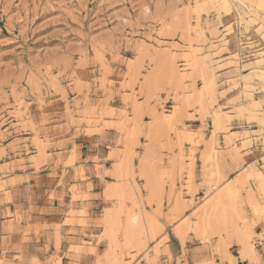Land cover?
Wrapping results in <instances>:
<instances>
[{"label": "rangeland", "instance_id": "rangeland-1", "mask_svg": "<svg viewBox=\"0 0 264 264\" xmlns=\"http://www.w3.org/2000/svg\"><path fill=\"white\" fill-rule=\"evenodd\" d=\"M227 1L228 11L217 0H0V264H23L21 251H42L29 264H107L106 250L100 255L111 207L121 225L129 215L143 225V247L125 249L117 231V251L132 262L147 264L151 244L169 264H233L235 257L257 264L241 255L231 232L204 238L194 229L205 201L228 183L238 198L225 208L240 212L239 226H251L256 250L264 245L256 178L264 173V4L243 1L257 13L251 21L245 4ZM177 111L169 127L165 114ZM209 146L218 159L210 151L204 162ZM143 160L151 177L160 176L151 178L159 180L151 181L154 191L162 187L158 195L139 175ZM53 202L69 207L62 220L25 216L26 207ZM167 245L183 262L171 260Z\"/></svg>", "mask_w": 264, "mask_h": 264}, {"label": "bare ground", "instance_id": "bare-ground-1", "mask_svg": "<svg viewBox=\"0 0 264 264\" xmlns=\"http://www.w3.org/2000/svg\"><path fill=\"white\" fill-rule=\"evenodd\" d=\"M218 1V3H220L219 4V6L221 7V8H223L224 10H226V11H228L229 10V8H230V6H231V4L227 1V0H217ZM220 1V2H219ZM237 1H239V3L241 4L242 3V6H243V4H245L243 1L244 0H237ZM251 3H254V2H256V5H257V7L258 8H260L263 4H264V0H249ZM216 2V1H215ZM196 6V5H195ZM244 6H246V4L244 5ZM200 8H201V6H200ZM218 9H220L219 7H218ZM253 9V6H252V4H251V6H246V12L247 13H249L250 14V16H249V18L251 19V21H255V20H257L258 18L256 17V15H257V13H256V11L255 10H252ZM222 10V9H221ZM195 11V10H194ZM225 11V12H226ZM200 17V16H199ZM264 22V21H263ZM263 22L260 24L262 27H263ZM256 23V22H255ZM232 24H233V22H232ZM235 24V23H234ZM260 25H259V27H260ZM186 26V25H185ZM203 26V25H202ZM231 27V26H230ZM229 27V28H230ZM225 28V27H224ZM157 40V39H156ZM159 42V41H158ZM176 45V44H175ZM173 46V45H172ZM190 47H192V46H190ZM210 55V54H209ZM235 55V54H234ZM233 55V56H234ZM231 58V57H230ZM172 59V58H171ZM261 59H262V61H264V59H263V56L261 57ZM191 61H192V59H191ZM195 61H196V59H195ZM217 61H218V59H217ZM219 61H220V59H219ZM170 62L171 61H169V65H170ZM197 63V62H196ZM229 63V62H228ZM172 65H173V62L171 63ZM174 64H175V62H174ZM199 64V63H198ZM196 65V64H195ZM197 66V65H196ZM167 73L169 72V69L167 68ZM170 71H172V75H171V77H175V75H176V77H177V79L175 80V78H174V80L175 81H178V82H176V83H178V85H179V83H180V81H181V85L183 84L182 83V81H183V79L185 78V76L184 75H182V74H178V70H177V67H175V66H172L171 67V70ZM170 73L171 72H169V75H170ZM156 74V73H155ZM150 75V74H149ZM215 75V74H214ZM154 76H156V75H154ZM209 76V75H208ZM259 76L263 79V81H264V70H262V69H260V72H259ZM213 77V76H212ZM213 80V79H212ZM210 83H213L212 81H211V79H210V81H209ZM183 86V85H182ZM179 87V86H178ZM182 88V87H181ZM182 89H184V87L182 88ZM184 92V91H183ZM255 94V93H254ZM187 95V94H186ZM251 96L253 97V94H251ZM64 97V96H63ZM188 97V96H187ZM18 98V97H17ZM254 98V97H253ZM65 99V98H64ZM184 99V98H183ZM251 99V98H250ZM249 99V100H250ZM187 100V99H186ZM197 100V99H196ZM195 100V101H196ZM253 100V99H252ZM181 101H182V98H181ZM255 101V100H254ZM262 101V100H261ZM250 102V101H249ZM257 102V101H256ZM15 103V102H14ZM174 103V102H173ZM184 103H186V102H184ZM183 103V104H184ZM181 104V103H180ZM264 104V103H263ZM25 106V105H24ZM175 106V105H174ZM189 106V105H188ZM40 107V106H39ZM253 107V106H252ZM37 108V107H36ZM68 108V107H67ZM135 108V107H134ZM178 109V108H177ZM39 110V109H38ZM174 110V109H173ZM178 111H181V110H178ZM177 111V112H178ZM135 114V113H134ZM182 114V112H178L177 114H175L174 116L171 114V113H168V114H165V117L164 118H166V119H164L165 120V122L166 121H169L170 123V126L169 127H171L172 125H174V121H172L173 122V124L171 123V121L170 120H172V119H178V117H179V115H181ZM220 114V113H219ZM23 115V114H22ZM214 115V114H213ZM216 116H217V114H215ZM259 115V114H258ZM215 116V117H216ZM26 117V116H25ZM159 117H161V116H159ZM159 117L157 116V118H158V120H159ZM220 117H221V115H220ZM180 118V117H179ZM217 118V117H216ZM255 118V117H254ZM258 118V117H257ZM221 119H223L222 117H221ZM226 119V118H225ZM260 119V118H259ZM262 119H264V118H262ZM262 119H260V120H262ZM217 120V119H216ZM227 120V119H226ZM26 121V120H25ZM259 121V120H258ZM163 122V120L161 121V122H158V123H162ZM165 122H163V123H165ZM225 122V121H224ZM167 123V122H166ZM165 123V124H166ZM172 124V125H171ZM262 124V123H261ZM163 125V127L165 126L164 124H162ZM119 126V125H118ZM158 125H156V127H157ZM166 126L168 127V125L166 124ZM165 126V127H166ZM218 127V126H217ZM225 127V126H224ZM223 127V128H224ZM160 128V127H159ZM151 129V128H150ZM149 129V130H150ZM154 129V128H153ZM228 130V129H227ZM130 131V130H129ZM140 131V130H139ZM120 132V131H119ZM150 132V133H149ZM148 133L151 135V133H152V131H149ZM182 132H183V134H184V136H186V138L188 139V141H189V139L191 138V135H190V132L188 131V130H182ZM181 132V133H182ZM128 134V133H127ZM153 134H156V133H153ZM153 134H152V136H153ZM129 135H130V133H129ZM133 135V134H132ZM36 136V135H35ZM134 136V135H133ZM149 135L147 134V136H146V138L148 137ZM135 137V136H134ZM133 137V138H134ZM156 137V136H155ZM181 137V136H180ZM193 137V136H192ZM125 138V137H124ZM123 138V139H124ZM130 138V137H129ZM119 139V138H118ZM127 139H128V137H127ZM154 139V138H153ZM35 140V139H34ZM129 140V139H128ZM131 140V139H130ZM135 140V139H134ZM155 140V139H154ZM38 141V140H37ZM132 141V140H131ZM127 142V141H126ZM135 142V141H134ZM149 142H151V140H149ZM38 143V142H37ZM39 143H41V142H39ZM126 144V143H125ZM124 144V145H125ZM37 145V144H36ZM150 145V144H149ZM39 146H41V145H39ZM9 147V146H8ZM131 147V146H130ZM125 148H127V146L125 147ZM209 148H210V146H209ZM208 148V149H209ZM129 149V148H128ZM147 149H152V148H147ZM211 149V150H210ZM208 151L206 150V152H204L203 153V159H204V162H206V159L209 157V155L211 154L210 153V151L211 152H213L214 153V157L215 158H217V154H216V152L217 151H214L213 150V147L212 148H210ZM42 150V149H41ZM45 150V149H44ZM127 151V150H126ZM146 151H148V152H146ZM149 151H150V153L151 152H153L152 150H146L145 149V153H148V157L149 156H151V155H153L152 153L150 154L149 153ZM30 152V151H29ZM43 152V151H42ZM125 152V151H124ZM127 152H130V151H127ZM154 153V152H153ZM210 153V154H209ZM212 153V154H213ZM128 154V153H127ZM150 154V155H149ZM124 155H126V153L124 154ZM131 155V154H130ZM146 155L147 154H144L143 156H145V158H146ZM127 157H129V155H126ZM213 156V155H212ZM72 157V156H71ZM71 157H69V158H71ZM152 158H153V156H151ZM71 159H73V158H71ZM218 159V158H217ZM209 160V159H208ZM264 161V160H263ZM130 164H132V163H130ZM141 165H140V173H139V175H141V177L142 176H144V179L146 178V181L148 182V186H150V192L151 193H155V194H157L158 192H162V190H160L159 191V189H161L162 187H160L158 190H156V191H154V188H153V184H154V187H155V185H156V182L157 181H159V180H156L157 179V177H160L159 175L156 177V172L155 171H153V169H152V171H153V176L152 177H156V179H155V182L154 181H152V180H154V178L151 180V174H152V172H150L151 170H150V168H148V167H150L151 166V164H149V163H144V160H143V162L142 163H140ZM206 164V163H205ZM218 164V163H217ZM121 165V163L118 165V166H120ZM149 165V166H148ZM154 165V164H153ZM131 166V165H130ZM127 167V166H126ZM153 167V166H152ZM217 167V166H216ZM215 167V168H216ZM123 168V167H122ZM154 168V167H153ZM127 169V168H126ZM120 170V169H119ZM123 170H125L124 168H123ZM123 170H120V171H122L123 173H124V175H126V173H125V171H123ZM128 170V169H127ZM173 170V169H172ZM120 171H118L119 172V174H118V176L119 177H121L122 176V174L123 173H121ZM132 171V170H131ZM174 171V170H173ZM149 172H150V175H149ZM155 172V173H154ZM243 173V172H242ZM252 173V172H251ZM254 174H255V172H253ZM78 174V173H77ZM253 174V176L255 177V175ZM81 175V174H80ZM173 175V178H174V174H172ZM219 175V174H218ZM220 176V175H219ZM239 176V175H238ZM242 175H240V177H241ZM257 176L258 177H256V178H259V180H258V182H259V185H260V188L263 190V192H264V173H262V172H258L257 173ZM78 177V176H77ZM117 177V176H116ZM123 177V176H122ZM121 177V178H122ZM125 177V176H124ZM128 177V176H127ZM164 177V176H163ZM245 177V176H244ZM243 177V178H244ZM126 178V177H125ZM119 179V178H118ZM120 180V179H119ZM118 180V181H119ZM122 180V179H121ZM123 181V180H122ZM121 181V182H122ZM126 181V180H125ZM124 181V182H125ZM132 181H133V179H132ZM154 182V183H152V182ZM189 181V180H188ZM120 181L118 182V183H121ZM134 182V181H133ZM247 182V181H246ZM246 182H244V183H246ZM157 183H159V182H157ZM188 183V182H187ZM241 183V182H240ZM116 184H117V182H116ZM119 185V184H118ZM134 185V184H133ZM116 186V185H115ZM114 186V187H115ZM123 186H124V184H123ZM126 186V185H125ZM145 186H147V183H145ZM161 186V185H160ZM108 187V186H107ZM119 187V186H118ZM120 188H122V186L120 187ZM120 188H118V190L120 189ZM147 188V187H146ZM173 188V187H172ZM216 188V187H215ZM109 187L107 188V190L109 191ZM123 189V188H122ZM129 189V188H128ZM111 191L110 192H112L113 191V189H110ZM115 190V189H114ZM135 190V189H134ZM120 191V190H119ZM119 191H117V192H119ZM123 190H121V192H122ZM125 191V190H124ZM123 191V192H124ZM128 191V190H127ZM158 191V192H157ZM234 187L232 186V185H229L228 183L227 184H224V185H222V186H220V187H217L216 189H215V191L213 192V194H211V196H210V198H208L207 199V201H205V203L203 204V206H202V209H201V213L198 215V220H197V222H196V224H195V230H196V232L198 233V234H200V235H205V234H208V233H216V234H221V232L223 231V232H225L226 233V237H228L229 238V233H228V231L229 232H231V234H233L235 237H236V239H237V241H238V243H239V245H240V252H241V255L244 257H249L251 260H256V263L257 264H259V258H258V254H257V252H256V249H255V246H254V244H253V240H252V230H251V226H248L246 223L245 224H243L242 226H239V224H238V220L239 219H241V220H243V217H241V215L239 214V213H236V212H238V211H235V210H233L232 212H235V213H229L230 212V210H229V208H228V210H227V208H225L227 205H228V203L229 204H231V206H233L234 207V197L236 196L235 194H234ZM115 192H116V190H115ZM116 192V193H117ZM121 192L120 193H118V194H114L115 196H120V197H118V198H121L122 197V195H120L121 194ZM123 192H122V194H123ZM130 192V191H129ZM128 192V193H129ZM149 192V193H150ZM114 193V192H113ZM133 193V192H132ZM135 193H136V191H135ZM150 193V194H151ZM210 193V192H209ZM161 194V193H160ZM110 194L108 193V196H109ZM140 195V194H139ZM158 195V194H157ZM156 195V196H157ZM107 196V197H108ZM112 195H110V198H112L111 197ZM129 196V195H128ZM133 196H134V194H133ZM178 196V195H177ZM251 196V195H250ZM151 197H153L152 196V194L150 195V199H151ZM155 197V196H154ZM237 197V196H236ZM106 198V197H105ZM238 198V197H237ZM251 198V197H250ZM147 200V199H146ZM170 201V200H169ZM176 201V200H175ZM174 201V202H175ZM236 201V200H235ZM238 201H239V199H238ZM119 202V201H118ZM148 202V201H147ZM177 202L178 203H180V201L179 200H177ZM254 202V201H253ZM234 203V204H233ZM255 203V202H254ZM121 204L123 205V203H122V199H121ZM138 204V203H137ZM157 204H160V202L159 203H157ZM182 204H184V203H182ZM150 205V204H149ZM175 205V207L173 206V209L175 208V210H177V209H179L178 208V205H177V203H175L174 204ZM119 206H121L120 205V203H119ZM123 206H121V208H122ZM134 207H136V205L134 206ZM181 207V206H180ZM227 207H229V206H227ZM252 207V206H251ZM121 208H119L118 207V209H121ZM255 208V207H254ZM231 209V208H230ZM236 209V208H235ZM107 211V212H106ZM106 214H104V218H103V222H104V226H105V236H106V239L108 240V247H107V249H106V259H107V264H138V262L139 261H137V259L136 260H134L133 262H132V260L133 259H129L128 260V258L126 259L125 257H124V254H123V252H119V251H117V247H120V245H119V243H118V241H117V234H118V230H121L122 231V236L124 237V245H125V249H128L129 247H137L138 245L139 246H141V247H143V245H144V243L146 242V241H143L142 239H140V238H138V236H139V234H141L142 233V231H143V227H142V229H141V226H143V225H141L140 224V221H139V219H138V215L136 216L135 214V216H133V215H129L128 217H129V219L127 220V218H126V220L127 221H125L122 225L120 224V221L118 220V218H117V215H116V213H118V212H116L117 210H115V208H107L106 209ZM119 211H122V210H119ZM104 212V213H105ZM173 212V211H172ZM176 212H178V211H176ZM242 212V211H241ZM175 213V212H174ZM180 213V211L178 212V214ZM137 214H139V213H137ZM264 214V213H263ZM143 215V214H142ZM176 215V214H175ZM172 216V215H171ZM170 216V217H171ZM244 216V215H243ZM139 217H141V220L143 219V217L141 216V214H139ZM173 218H175L174 216H172ZM152 219H154V218H152ZM259 220V219H258ZM188 221V220H187ZM149 222L150 223H154V222H156V221H152V220H150L149 219ZM148 222V223H149ZM142 224H145V223H143V222H141ZM180 224V223H179ZM184 224V223H183ZM183 224H180V225H182V227H184V225ZM154 225H156V224H154ZM153 225V226H154ZM103 226V225H102ZM152 227V226H151ZM148 229H149V227H147ZM146 228V229H147ZM155 229L157 230V227H155ZM154 229V230H155ZM159 229V228H158ZM182 230V228H181V226H179V227H177V228H175V232H176V234L179 236V238L181 237V239H182V237H184V236H182V234H183V232L181 231ZM118 231V232H117ZM153 231V230H152ZM183 231H184V229H183ZM149 232H150V230H149ZM56 234H58L57 232H55ZM144 233L146 234V236H147V239H150V235H149V233H147V230H144ZM155 234V233H154ZM224 234V233H223ZM184 235V234H183ZM209 235H211V234H209ZM198 236V235H197ZM218 236V235H217ZM224 236H225V234H224ZM56 237V236H55ZM57 237H58V235H57ZM104 237V236H103ZM200 237V236H199ZM204 237V236H203ZM232 237V236H231ZM205 238V237H204ZM227 238V239H228ZM201 239H202V237H201ZM219 239V238H218ZM221 240H220V243L221 244H219L220 246H221V248H222V254H224V256H226L227 255V257H228V259L230 258V255L227 253V249L225 248V241H224V239L223 238H220ZM152 241V240H151ZM218 242H219V240H218ZM255 243V242H254ZM146 244H147V242H146ZM145 244V246H144V254H143V258H145V261L147 262V264H153V257H154V255H156V252H158L155 248H154V250H153V252H151V250H150V245H146ZM140 249V248H139ZM138 249V250H139ZM219 249H220V247H219ZM137 250V249H136ZM137 250V251H138ZM146 251V252H145ZM221 251V250H220ZM127 253H129V252H127ZM143 253V252H142ZM151 253H152V255H153V257H151L152 255H151ZM151 256H150V255ZM157 256V255H156ZM156 258V257H155ZM248 258V259H249ZM130 260H131V262H130ZM155 261V260H154ZM211 262V261H210ZM208 263V262H207ZM203 264V263H202ZM205 264V263H204ZM210 264H212V262L210 263Z\"/></svg>", "mask_w": 264, "mask_h": 264}, {"label": "crops", "instance_id": "crops-1", "mask_svg": "<svg viewBox=\"0 0 264 264\" xmlns=\"http://www.w3.org/2000/svg\"><path fill=\"white\" fill-rule=\"evenodd\" d=\"M67 195H68V193H67ZM68 209H69V207H67V205L65 207V206H63V205H61L59 203L55 204V202H53L52 205L42 203V204H37L35 206V208H31L30 209V208L26 207L25 208V210H26L25 216L26 217H30V218H38L39 223H41V224H42V222H44L45 224H50L55 219L62 220V213L64 211L68 210ZM89 211H90V209L87 208V211L86 212L88 214H90ZM54 224H55V222H54ZM173 225L174 224H172V225H169L168 224V225H166V228H168L170 226V228L172 230ZM66 230H67V232H69L68 229H66ZM75 236L76 235H68L66 237L69 238V239L70 238L75 239ZM32 240H34V239H32ZM169 240H170L169 235L166 234L165 241L167 242ZM150 246H151V244H150ZM170 248H171V245H167V250H168V252H170L171 260L174 261V260H177L178 258H180V260L182 261L183 260V257H182V254H180V251L179 252H176V251L175 252L174 251L172 252ZM105 250H106V248H104L103 252L101 253V255H100L101 258H102V256H104V251ZM256 252H257L258 258L260 260L259 261V264H263L264 263V245L262 244V248L257 249ZM21 254H22L21 256L23 258H26L27 259V260H25L23 262V264H29L31 258H39V257H41L42 251H28L27 253L24 252V251L23 252L21 251ZM151 255H152V253H151ZM151 257H153V255ZM153 258H154L153 259V264H169V262H170V260L168 259V255L166 253H164L163 250L162 251L160 250V252L158 253V255L157 256L154 255ZM239 262L244 263V262H247V261L245 259L240 258V257H235V261H234L233 264H239Z\"/></svg>", "mask_w": 264, "mask_h": 264}]
</instances>
